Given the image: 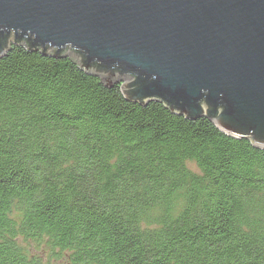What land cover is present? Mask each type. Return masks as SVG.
<instances>
[{"label": "trees", "instance_id": "obj_1", "mask_svg": "<svg viewBox=\"0 0 264 264\" xmlns=\"http://www.w3.org/2000/svg\"><path fill=\"white\" fill-rule=\"evenodd\" d=\"M24 240H46L63 264H264V149L11 46L0 57V264H43Z\"/></svg>", "mask_w": 264, "mask_h": 264}, {"label": "water", "instance_id": "obj_2", "mask_svg": "<svg viewBox=\"0 0 264 264\" xmlns=\"http://www.w3.org/2000/svg\"><path fill=\"white\" fill-rule=\"evenodd\" d=\"M11 46L264 149V0H0Z\"/></svg>", "mask_w": 264, "mask_h": 264}, {"label": "rangeland", "instance_id": "obj_3", "mask_svg": "<svg viewBox=\"0 0 264 264\" xmlns=\"http://www.w3.org/2000/svg\"><path fill=\"white\" fill-rule=\"evenodd\" d=\"M106 75H102L99 79L104 82ZM103 78V79H102ZM188 167L194 171V165L189 162ZM198 173V172H196ZM21 245L24 247L25 252L31 257L38 258L43 264H63L66 256L61 251L51 248L46 240H24Z\"/></svg>", "mask_w": 264, "mask_h": 264}]
</instances>
